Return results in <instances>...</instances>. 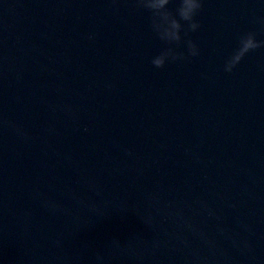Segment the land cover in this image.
<instances>
[{"label": "water", "instance_id": "water-1", "mask_svg": "<svg viewBox=\"0 0 264 264\" xmlns=\"http://www.w3.org/2000/svg\"><path fill=\"white\" fill-rule=\"evenodd\" d=\"M148 16L0 0V264H264V48L223 70L264 0H204L162 69Z\"/></svg>", "mask_w": 264, "mask_h": 264}, {"label": "clouds", "instance_id": "clouds-1", "mask_svg": "<svg viewBox=\"0 0 264 264\" xmlns=\"http://www.w3.org/2000/svg\"><path fill=\"white\" fill-rule=\"evenodd\" d=\"M175 2L177 6L173 12L168 8L173 0H132L133 6L137 10L149 14V27L164 45L150 61L156 69H162L166 64L183 61L189 57H197L200 54L189 34L195 33L200 28L196 17L203 8L204 0H175ZM259 23L264 24V20H260ZM182 43L187 49V55L177 50ZM259 48H264V40L258 41L255 32L250 31L242 34L238 41V47L225 61L223 70L226 73H231L248 53ZM128 154L131 155L130 152Z\"/></svg>", "mask_w": 264, "mask_h": 264}]
</instances>
